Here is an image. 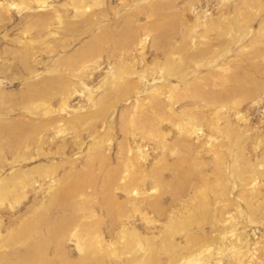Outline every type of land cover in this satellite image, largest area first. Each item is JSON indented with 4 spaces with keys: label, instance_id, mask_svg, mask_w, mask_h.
<instances>
[{
    "label": "rangeland",
    "instance_id": "rangeland-1",
    "mask_svg": "<svg viewBox=\"0 0 264 264\" xmlns=\"http://www.w3.org/2000/svg\"><path fill=\"white\" fill-rule=\"evenodd\" d=\"M0 264H264V0H0Z\"/></svg>",
    "mask_w": 264,
    "mask_h": 264
}]
</instances>
